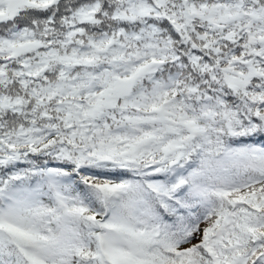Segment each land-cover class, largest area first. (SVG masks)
Segmentation results:
<instances>
[{
  "label": "snow or ice",
  "instance_id": "snow-or-ice-1",
  "mask_svg": "<svg viewBox=\"0 0 264 264\" xmlns=\"http://www.w3.org/2000/svg\"><path fill=\"white\" fill-rule=\"evenodd\" d=\"M0 264H264V0H0Z\"/></svg>",
  "mask_w": 264,
  "mask_h": 264
}]
</instances>
